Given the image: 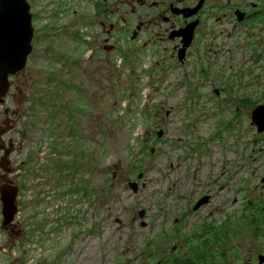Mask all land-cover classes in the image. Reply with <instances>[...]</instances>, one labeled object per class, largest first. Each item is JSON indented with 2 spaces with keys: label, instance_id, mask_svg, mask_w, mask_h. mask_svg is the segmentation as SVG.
<instances>
[{
  "label": "rangeland",
  "instance_id": "obj_1",
  "mask_svg": "<svg viewBox=\"0 0 264 264\" xmlns=\"http://www.w3.org/2000/svg\"><path fill=\"white\" fill-rule=\"evenodd\" d=\"M28 1L34 46L26 120L35 137L46 132L58 147L80 145L87 197L54 196L71 183L52 182L44 224L34 227L31 201L14 220L33 232L18 250L0 211V264H155L175 253L172 246L186 257L207 248L212 264H245L264 244V216L263 235L252 236L245 223L260 156L251 113L264 104V0H207L184 62L171 56L168 39L150 37L155 45L144 49V33L129 45L120 38L110 54L88 39L100 20L109 25L121 17L134 27L144 11L136 5L131 13L129 0H109V8L102 0ZM250 3L258 15L237 21L233 9L252 10ZM15 103L12 94L0 109ZM15 137L12 131L4 141ZM56 154L55 161L71 160ZM6 178L13 180L12 169L0 171V183ZM202 195L208 204L192 211ZM205 232L209 245L200 243Z\"/></svg>",
  "mask_w": 264,
  "mask_h": 264
},
{
  "label": "flooded vegetation",
  "instance_id": "obj_2",
  "mask_svg": "<svg viewBox=\"0 0 264 264\" xmlns=\"http://www.w3.org/2000/svg\"><path fill=\"white\" fill-rule=\"evenodd\" d=\"M130 1V10L131 13L137 14L136 5L139 6L144 12L142 14V18L140 20H136V24L133 27V24L129 23V21L125 18L120 17V21L123 23H110L109 25H106L105 21L100 20L98 23V26L100 29L95 31L94 35H88V39L94 40L95 44L97 45L96 48L98 50L103 51L105 54H110L113 51H115L118 47V43L121 40H124V43L126 45H129L133 43L134 41H137L142 33L146 34L149 37H146L142 41V47L145 49L147 47H150L152 45H155L154 42L151 39L157 40H164L168 39V42L171 43L172 53L171 56L174 57L177 55L180 47L182 46L181 43V37L177 36L176 33L181 31V29L188 24L189 22L199 19L198 16L203 10L202 8L205 5V2L207 0H204V4L202 8L198 11V13L194 16L185 17L182 13H179L178 10L180 9H186V8H193L195 7L196 3L194 0H129ZM29 3V1L27 0ZM109 0H102L103 6H107L109 8ZM99 4V1L95 3L97 6ZM30 5V3H29ZM256 4L250 3V6L252 7V10H248L245 8H238L235 7L233 9V12L235 14L236 10H240L242 12H245V17L242 21L248 22L252 17L258 15L259 9L256 8ZM102 5L100 4L97 9L98 11ZM201 11V12H200ZM30 12H31V6H30ZM104 13V11L99 12V14ZM140 15V14H139ZM138 15V16H139ZM31 13V24L33 26V17ZM131 18H133V15H131ZM132 20V19H131ZM241 21V22H242ZM119 22V20H118ZM198 23V25H199ZM197 25V26H198ZM117 26V27H116ZM198 27L195 28V30ZM194 30V37L196 36V32ZM133 34L135 35L134 38H132ZM33 37H34V26H33ZM32 37L31 44L34 40ZM153 37V38H150ZM153 42V43H152ZM192 43L194 41H191ZM190 44L185 50V58L182 60L184 62L187 59V56L189 54V50L193 46V44ZM33 44H32V50H33ZM164 49H167V47H163ZM95 51H91L90 55L88 57V60H90L93 57V54ZM32 56V51L27 57L26 65L23 70L15 73V74H9L8 75V81H9V89L7 92V95L5 97L4 103L0 104V106H3L6 101H8L12 94L14 96V99H16L15 108L10 109L9 106H5L2 109H0V118H4V122L0 121V126L7 127L11 126V129L8 130L6 133H4L1 136V143L6 146L10 147L12 149V153L15 155L12 174H13V180L12 183L16 188V196H15V203H16V213L14 220H18L20 218V215L24 212L23 208L28 202H33V209L31 213L30 219L34 220L35 225L34 227H38L44 224L43 217L46 211V205L51 202L52 198V192H51V184L52 182L56 181V184H59L61 187L63 184H66L67 181L71 183V188H66L64 191L59 189L58 192H56L57 197L65 196L67 194L76 195L78 193L81 194L82 198L87 197V189L84 185V163H83V149L79 146H72L68 148L67 146L58 147L55 144H53L51 137L47 136L48 133L45 132L44 135H39L38 137L33 136V125L32 122L29 120H26V118L31 117V106H30V98L33 97V86L30 84V74L28 72V75L26 74V67L30 63V57ZM206 72V70H205ZM30 85H28V84ZM26 86L28 88L29 94L26 96ZM217 89L214 90L215 94H218L216 92ZM33 101V98L31 102ZM26 105V106H25ZM255 127V126H254ZM14 132L16 137L13 141H4L8 134L11 132ZM255 132L257 136V144L258 147V154L259 161L256 166V181L254 182V185L252 184L254 193L252 194L253 200L250 202V211L248 212L246 217V224L252 227V236H260V234L263 235V233L260 231L259 226V219H262L264 216V130L258 131L257 127H255ZM74 138L73 143H75V140L77 137L75 135L72 136ZM38 141V143H35ZM1 154H3L2 151H0ZM11 153V154H12ZM56 153H62L63 155L69 154L71 157L70 161H55L53 160V157L55 155V158H57ZM53 154V157H52ZM93 154V152H92ZM93 159V165L92 169L96 168V164L94 163V155H92ZM257 160V159H254ZM52 174H56L55 178L52 180ZM57 188V186H55ZM244 190V189H242ZM29 192V200L25 198V193ZM32 193V194H31ZM203 196H207V202L201 204L197 208H193L196 204V202ZM198 199L194 201L192 206V211H197L203 206L207 205L209 202V195H202ZM68 200V199H67ZM75 201V200H74ZM72 201L73 203H75ZM242 204V203H241ZM43 205V207L41 206ZM42 207V208H41ZM50 206H47V209ZM247 208V207H245ZM240 214L246 215L245 209L242 208L240 211ZM38 215H41L40 222H36ZM14 223V221H13ZM10 226V228L13 229V231L9 232V234L12 236L11 243L15 250H18V245L20 244V241L23 239H30L29 236L33 232H25L23 228L19 225V223H16L15 225ZM206 236L201 235V237H204V239L200 240V243H203L204 245H209L211 243V238L207 235ZM198 237V235H197ZM24 243V242H23ZM175 247L172 246V249L174 250L167 258L157 260L155 264H212L214 261V257H208L205 254L204 251L196 252L194 255H182L180 252L177 253L174 249ZM196 250V249H195ZM258 255H264V244L260 246V250L257 253L251 252L245 259V264H264L263 262H259ZM218 256V255H217ZM236 256L237 253H236ZM239 259V258H237Z\"/></svg>",
  "mask_w": 264,
  "mask_h": 264
},
{
  "label": "water",
  "instance_id": "obj_3",
  "mask_svg": "<svg viewBox=\"0 0 264 264\" xmlns=\"http://www.w3.org/2000/svg\"><path fill=\"white\" fill-rule=\"evenodd\" d=\"M204 0H199L193 8L178 10L185 17L194 16L202 8ZM237 21H242L245 12L235 11ZM199 23V19H195L186 24L177 36L181 37L182 46L180 47L177 58L182 61L185 58V50L190 45L194 30ZM134 34L132 38H134ZM33 26L31 24L30 5L27 0H0V104L4 103L5 97L9 89L8 75L15 74L24 69L28 55L32 51ZM216 92H218L216 90ZM251 122L257 127L258 131L264 130V104L257 105L251 113ZM11 129V126H0V151L3 155L0 159V171L6 175L11 173L10 153L12 149L1 143V136ZM162 136V130L158 131L157 137ZM140 176V175H139ZM129 188L137 191V184L129 182ZM16 188L12 180L6 178L0 183V203H1V226L3 229L13 231L12 225L16 213ZM208 197H201L193 207L194 209L201 204L207 202ZM143 210H140L138 217H143ZM141 225H144L142 223ZM259 262L264 261V255H258Z\"/></svg>",
  "mask_w": 264,
  "mask_h": 264
},
{
  "label": "trees",
  "instance_id": "obj_4",
  "mask_svg": "<svg viewBox=\"0 0 264 264\" xmlns=\"http://www.w3.org/2000/svg\"><path fill=\"white\" fill-rule=\"evenodd\" d=\"M215 240H219V241H220V239H219V238H217V237H216V239H215ZM223 242H224V240L222 241V244H223Z\"/></svg>",
  "mask_w": 264,
  "mask_h": 264
}]
</instances>
